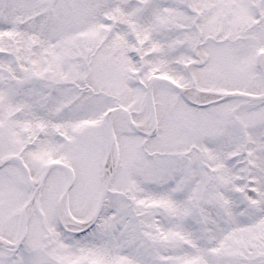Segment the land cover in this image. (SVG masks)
<instances>
[{
	"label": "snow or ice",
	"instance_id": "6c2138e0",
	"mask_svg": "<svg viewBox=\"0 0 264 264\" xmlns=\"http://www.w3.org/2000/svg\"><path fill=\"white\" fill-rule=\"evenodd\" d=\"M0 264H264V0H0Z\"/></svg>",
	"mask_w": 264,
	"mask_h": 264
}]
</instances>
